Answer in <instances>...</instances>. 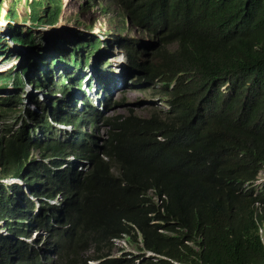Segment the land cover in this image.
<instances>
[{"label": "trees", "instance_id": "trees-1", "mask_svg": "<svg viewBox=\"0 0 264 264\" xmlns=\"http://www.w3.org/2000/svg\"><path fill=\"white\" fill-rule=\"evenodd\" d=\"M110 1L116 36L102 53L124 50L127 78L166 110L105 116L111 100L99 110L78 99L72 74L48 78L32 29L57 25L61 0L28 2L31 28L8 26V41L33 56L12 85L37 65L30 83L67 100L0 130V264H264V181L253 186L264 171V0L237 36L215 0ZM5 17L16 22V5ZM131 31L148 42L122 38ZM80 45L50 56V69L81 65ZM96 72L101 83L113 71ZM22 96L1 98L0 113L17 112ZM115 240L141 254L114 256Z\"/></svg>", "mask_w": 264, "mask_h": 264}, {"label": "rangeland", "instance_id": "rangeland-1", "mask_svg": "<svg viewBox=\"0 0 264 264\" xmlns=\"http://www.w3.org/2000/svg\"><path fill=\"white\" fill-rule=\"evenodd\" d=\"M12 1L13 0H3L2 6L4 12H7V10L13 7ZM28 12L29 11L27 8L26 0H17L16 22H8L7 19L4 17L5 15L4 13H2V16L0 18V99L1 98L6 99L9 96H15L17 93L18 94L20 93L23 95L22 99L24 100L21 102L20 107L18 108L19 110L17 112H11L6 114L0 113L1 116L4 117V119L0 120V130L2 129L3 131L6 130L14 131L17 128H19L21 126L22 119L28 120L29 119L28 114H30L32 111H33L31 113L32 115L35 112L34 115L40 116L43 113L42 110H44L45 108L46 110L48 109L49 111L50 109L55 110L54 106L52 105L49 106L51 100H54L55 98H59L64 101L67 100V96H64L60 93H57L54 96H52V93H49L44 103L42 104L38 102L35 103L36 105H39L41 109L36 108L34 105L30 106V104L34 102L32 98H28V104H27L26 97L28 96V94L35 95L32 85L30 83L31 80L33 79L32 78L33 75L39 74L40 71H46L49 72L45 74L48 76V78L53 79L54 81H58L56 80L57 76L60 73L58 69L62 68V70L63 69L65 70V74H63L64 77H62L63 80L68 76V74L71 71H74L73 73H71L74 78H76V76L78 75L81 76L83 74L81 79H83V83L86 82V79L89 76L88 75L89 71L86 68L85 71H83L81 70V67L79 68L78 66L77 68L72 66L64 68L65 66H62L61 64H57L56 67H54L50 71L51 66L47 64L49 63L48 58L50 56L54 59L59 60V56L65 57V54L68 53V51H71L72 46H75L76 44L85 45L86 37H84L85 34L82 33L83 32L81 30L82 26H88L89 24L90 27L92 28H98V29L102 28L100 31L105 35V39L108 41L113 40L114 36H116L115 25H114L115 19H113L116 12V6L110 0H61V15L57 25L51 28L37 27L33 29V37L37 42L35 50L37 52H41L42 54H44L45 58L42 63H45L46 66H42L40 71L37 70L38 69L37 65L36 67H32L28 72L26 79L24 77L22 80V86H21L22 88L20 87L16 88L14 87V85H12V80L16 78L17 75H21L20 73H22V71L24 70L23 68L29 66L28 62L30 57L33 56V53L29 51H25L22 48L18 46H14L13 44L9 43L6 36L9 34L8 25L10 24L13 27L22 28L23 31L29 29L30 23L28 22V17H27ZM78 31L79 32L82 31L81 33L83 35L80 36L76 35L75 32ZM122 38L130 39V40L137 38L141 39L142 40L141 46L142 44H146L148 42L143 35H139L134 31L128 33L124 32ZM89 41H92V37L89 39ZM86 47L83 48V50L81 49L76 53V55L78 54L77 56L78 60H81L84 57V55L87 57V54H89V52L91 51L92 48L91 45L88 48ZM137 47H138V43L135 44V48L141 53V55H144V53L141 52V48L137 49ZM171 49H173V47ZM106 55L107 54H98L96 64L106 62V66L109 65L112 68V71H114L113 75L119 72H122V74L115 75V77H112L113 78L112 80L107 77L106 81L111 82L114 80L115 86H112L110 84L107 85L108 88L110 89V94L106 95V99L103 98V94L105 91H107V87H105V91H104V88L101 87L100 89V86L96 82H94L95 88H94V84H92L91 88L85 91V95L91 101L90 103L91 105H94L99 110H101V106L103 105L104 101L106 100L109 102L111 100L110 105L112 107L109 111H104L105 116L126 114L128 110H132L134 113L144 116L152 109L164 110L166 108V101L163 100L162 103H160L159 96L156 95L153 96L152 90L146 88L141 89L140 84H134L130 79L127 78V75L124 76L123 72L124 70H126L125 68L127 66L124 50H121L119 47H114L113 52L109 54L112 57ZM91 62L92 59L90 60L89 64H91ZM106 69L108 68H105L103 70L104 73ZM50 73H53V76ZM96 73H94V75ZM73 91H74V95L78 94L76 89H74ZM51 92H53V90H51ZM95 94H98L97 97L95 96ZM78 96H77L78 99H80L81 98L80 94ZM120 98H123L122 100V102H124L123 105L120 104L112 105L113 102L118 101V99ZM76 107L78 111L82 110L80 104H76ZM46 118L47 120H49L48 114H46ZM57 129L59 130V132L56 136L63 138H65V132L71 131L68 127H57ZM86 130L90 134L93 132L92 130L89 129L88 125L86 126ZM94 133L96 134L97 132L95 131ZM33 157L36 158L37 156L34 155ZM82 165H84L82 162L79 163L78 170L80 169V167H82V169L84 168ZM263 180H264V173L261 172L260 175L258 176V180L256 184L261 183ZM3 183L20 184L19 181L14 182L13 179L3 181ZM257 189L258 187L255 188V190ZM55 201H57L56 198L54 199V202ZM262 234L264 238V225L262 227ZM27 242L30 243V240H27ZM124 252L133 253L134 255L139 254L137 249H135L132 245H129L124 240L115 241L113 255L119 256L121 253ZM88 264H94V263L89 262Z\"/></svg>", "mask_w": 264, "mask_h": 264}, {"label": "clouds", "instance_id": "clouds-1", "mask_svg": "<svg viewBox=\"0 0 264 264\" xmlns=\"http://www.w3.org/2000/svg\"><path fill=\"white\" fill-rule=\"evenodd\" d=\"M31 0H26V4L28 3V2H30ZM253 1L254 0H215V3L220 7V9H222L224 12H225V14H226V16L228 17V20H229V24H230V33L231 34H233V35H243V34H245V33H247L248 32V30H249V27L251 28L252 27V25L253 24H255L256 22H257V13H256V10L254 9V7H253ZM3 2V0H0V4H3L2 3ZM12 4H13V6L14 5H17V0H13L12 1ZM28 8V7H27ZM12 9V8H11ZM10 10V9H9ZM7 12H8V10H7ZM7 12H4V9H3V6H2V10H1V16H2V13H4L5 15H6V13ZM5 15H4V17H5ZM1 18V17H0ZM6 19H7V21L8 22H12L10 19H8L7 17H5ZM29 22V21H28ZM30 23V22H29ZM8 26H12L11 24L10 25H8ZM29 28H31V25H29ZM102 29V28H101ZM101 29H98V28H92V27H90V25L88 24V26H82V28H81V30L83 31L82 33H84L85 34V36L84 37H86V39H85V45H80V44H76V45H80L81 47H80V50L82 49L83 50V48H85L86 46V48H88L90 45H91V51L89 52V54H87V57L84 55V57L80 60V64L81 65H71L72 67H76L77 68V66L80 68L81 67V70H83V71H85V68L86 69H88V71H89V76L87 77V79H86V82L85 83H83V79H81V77H82V75L80 76V75H78V76H76V78L79 80V87H78V89H76L77 90V92L80 94H82L83 95V97L87 100V102L90 104L91 103V101L86 97V95H85V91H87L89 88H91V86H92V84H94V82H96L99 86H100V89H101V87L102 88H104V86L103 85H105L106 84V87H107V91H110V89L108 88V84H110V85H112V86H115L114 84V80L113 81H111V82H109V81H106V79L104 80V81H102L101 83H99V81H98V79H97V77H96V75H97V73H96V67L98 66V65H100V64H96V60H97V58H98V54H104V53H102V51H104V46H105V44H106V42L108 41V40H106L105 39V35L100 31ZM33 30V29H32ZM81 32H75V34L76 35H78V36H80V35H83ZM102 33V34H101ZM7 37V40H8V35L6 36ZM92 37V41H89V39ZM78 39V38H77ZM110 41V40H109ZM108 41V42H109ZM9 43H11V42H9ZM12 44V43H11ZM14 45V44H13ZM14 46H16V45H14ZM19 47V46H18ZM100 48V49H99ZM99 49V50H98ZM72 50H73V46H72V48H71V51H68V53H70V52H72ZM79 50V51H80ZM107 56V55H106ZM108 56H110V55H108ZM110 57H112V56H110ZM92 59V62H91V64H89V62H90V60ZM107 59H108V57H107ZM62 66H64V65H62ZM64 68H66V67H64ZM52 69H50V71H51ZM58 71L60 72L59 73V75L57 76V79L59 80L60 78H61V76H63V74H65V70L63 69L62 70V68L61 69H58ZM46 72V71H45ZM74 71H71L69 74H71V73H73ZM81 72V71H80ZM114 72V71H113ZM113 72H112V74L108 77V78H110L111 80L113 79L112 77H115V75H121L122 74V72H119V73H117V74H115V75H113ZM82 73V72H81ZM94 73H96L95 75H94ZM124 76H126L127 74H126V71L124 70ZM40 74V73H39ZM52 76H53V73H50ZM61 74V75H60ZM42 76V75H41ZM120 77H122V76H120ZM33 78V77H32ZM41 79V78H40ZM56 79V80H57ZM42 80V79H41ZM95 80V81H94ZM92 82V83H91ZM106 82V83H105ZM43 83V82H42ZM103 83H105V84H103ZM31 85H32V88H33V90H34V93H35V95H30V94H28V96L26 97V102H27V104H28V98H32L33 99V101L34 102H32L31 104H30V106H32V105H34L36 108H40V106L39 105H36L35 103H40V104H42V103H44L45 102V100L47 99V96L49 95V93H52L51 92V90L50 91H48V90H46V89H44V88H40V87H38L37 85H35L34 83H31ZM226 87V86H225ZM225 87H223L222 88V90L223 89H225ZM94 88H95V84H94ZM83 89H84V91H83ZM41 90V91H40ZM38 91V92H37ZM40 91V92H39ZM80 94V96L82 97V95ZM53 95V94H52ZM97 95L98 94H95V96L97 97ZM104 95V94H103ZM104 98V97H103ZM36 99H38V100H36ZM161 103V102H160ZM76 104H79V102H77ZM52 105V101L50 102V104H49V106H51ZM28 109V108H27ZM41 109V108H40ZM45 110V109H44ZM44 110H42V112H44ZM51 110V109H50ZM164 110H166V108L164 109ZM33 112V111H32ZM31 112V113H32ZM30 113V114H31ZM34 114H35V112H34ZM42 114H44V113H42ZM41 114V115H42ZM32 115V114H31ZM30 118V117H29ZM49 120H50V117H49ZM58 127H65V126H63V125H61V126H58ZM261 172H263L264 173V171H261ZM260 172V173H261ZM260 173L258 174V176L260 175ZM258 176H257V179L255 180V182H254V184H253V186H257V187H259L261 184H262V182L264 181H262L261 183H259V184H256V182H257V180H258ZM14 182H17V180H13ZM263 225H264V222H263V224H262V227H263ZM262 227L260 228V230H259V234H260V243L263 245V247H264V242H263V240H264V238H263V234H262ZM115 241H117V240H115ZM114 241V242H115ZM138 253L139 254H141L139 251H138ZM139 254H137V255H139ZM153 254H151V253H146V255L145 256H152ZM142 256H144V255H142Z\"/></svg>", "mask_w": 264, "mask_h": 264}, {"label": "bare ground", "instance_id": "bare-ground-1", "mask_svg": "<svg viewBox=\"0 0 264 264\" xmlns=\"http://www.w3.org/2000/svg\"><path fill=\"white\" fill-rule=\"evenodd\" d=\"M82 32V31H81Z\"/></svg>", "mask_w": 264, "mask_h": 264}]
</instances>
